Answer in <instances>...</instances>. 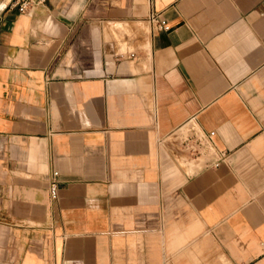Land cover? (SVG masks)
<instances>
[{"label":"crops","instance_id":"obj_1","mask_svg":"<svg viewBox=\"0 0 264 264\" xmlns=\"http://www.w3.org/2000/svg\"><path fill=\"white\" fill-rule=\"evenodd\" d=\"M17 2L0 264H264V0Z\"/></svg>","mask_w":264,"mask_h":264},{"label":"built area","instance_id":"obj_2","mask_svg":"<svg viewBox=\"0 0 264 264\" xmlns=\"http://www.w3.org/2000/svg\"><path fill=\"white\" fill-rule=\"evenodd\" d=\"M44 2L45 0H19V2H17L15 5L17 6V9L19 12H26L29 9L39 4H42ZM149 19L156 24L157 29L164 30V31L169 29V25L167 24V22L165 20L158 18L155 12L150 14ZM188 128H189L187 132L188 136L185 142L190 152L199 155L209 150L210 144L207 138H205L206 136H204L201 132H199V130H197L195 126H193V124L192 125L190 124ZM211 135H213V132H210L208 134V136H211ZM55 175L56 173H54V176ZM54 176L50 180L49 191H50L51 197L53 199H56L57 198V184H56V180Z\"/></svg>","mask_w":264,"mask_h":264},{"label":"bare ground","instance_id":"obj_3","mask_svg":"<svg viewBox=\"0 0 264 264\" xmlns=\"http://www.w3.org/2000/svg\"><path fill=\"white\" fill-rule=\"evenodd\" d=\"M2 5V4H1Z\"/></svg>","mask_w":264,"mask_h":264}]
</instances>
